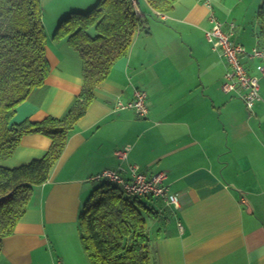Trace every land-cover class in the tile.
I'll return each mask as SVG.
<instances>
[{"label":"crops","instance_id":"1","mask_svg":"<svg viewBox=\"0 0 264 264\" xmlns=\"http://www.w3.org/2000/svg\"><path fill=\"white\" fill-rule=\"evenodd\" d=\"M98 1L41 0L50 73L18 107L15 123L62 119L73 108L84 84L81 57L54 34L65 18ZM263 2L180 0L151 20L95 90L49 180L4 240L0 264H90L79 236L95 189L90 181L105 171L129 179L132 166L147 177L165 173L164 185L179 198V207L143 199L152 264H264V78L261 99L249 110L239 94L223 91L228 65L206 39L215 17L247 51L264 48ZM243 62L259 75L260 59ZM137 90L147 95L146 117L118 106L132 102ZM50 145L43 135L25 136L2 166L40 159Z\"/></svg>","mask_w":264,"mask_h":264},{"label":"trees","instance_id":"2","mask_svg":"<svg viewBox=\"0 0 264 264\" xmlns=\"http://www.w3.org/2000/svg\"><path fill=\"white\" fill-rule=\"evenodd\" d=\"M180 0H99L86 13H72L55 40L66 39L82 61L83 89L65 118L15 123L18 107L43 88L50 73L41 0H0V254L27 213L35 189L44 185L62 157L77 122L95 99L115 63L129 55L136 36ZM143 2L147 4L144 7ZM264 35V2L259 9ZM93 31V32H92ZM51 140L42 158L9 169L2 163L25 136ZM143 199L120 186L99 181L79 220L80 240L90 264H152L151 238Z\"/></svg>","mask_w":264,"mask_h":264},{"label":"built area","instance_id":"3","mask_svg":"<svg viewBox=\"0 0 264 264\" xmlns=\"http://www.w3.org/2000/svg\"><path fill=\"white\" fill-rule=\"evenodd\" d=\"M212 28L206 32V39L212 45L215 51L221 53L228 65V73L225 75V82L222 89L225 93L236 92L246 103L247 108L252 110L254 105L260 101V78H264V48L255 47L247 51L245 47L232 40V34L225 32V23L211 18ZM234 30V25H229ZM260 59L261 65L257 67L259 75L250 74L243 58ZM147 95L144 91L137 90L135 98L128 104L119 102L121 109H132L139 117H146L148 113ZM117 156L120 159H126L127 153L118 151ZM131 176L129 179L124 178L118 171H105L97 175L92 180L109 181L117 184L130 197L146 199L149 197L164 199L168 204L179 207V198L169 192L164 185L166 178L165 173H159L147 177L140 171L138 166L130 167Z\"/></svg>","mask_w":264,"mask_h":264},{"label":"rangeland","instance_id":"4","mask_svg":"<svg viewBox=\"0 0 264 264\" xmlns=\"http://www.w3.org/2000/svg\"><path fill=\"white\" fill-rule=\"evenodd\" d=\"M60 24H61V23H60ZM92 32H93V31H92ZM95 177H96V176H95ZM93 178H94V177H93ZM93 178H92V179H93ZM92 179H91V181H90V182H91V185H94V187H96V185H97V183H98L99 181H95V180H92ZM88 199H89V198H88ZM88 199L86 200V202L88 201ZM142 202H144V200H142ZM154 232H156V231L154 230ZM79 236H80V231H79Z\"/></svg>","mask_w":264,"mask_h":264}]
</instances>
